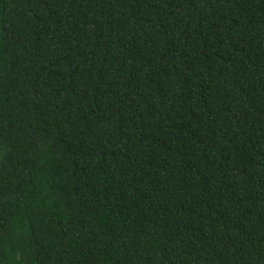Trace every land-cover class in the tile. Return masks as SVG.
<instances>
[{"label":"trees","instance_id":"trees-1","mask_svg":"<svg viewBox=\"0 0 264 264\" xmlns=\"http://www.w3.org/2000/svg\"><path fill=\"white\" fill-rule=\"evenodd\" d=\"M0 264H264V0H0Z\"/></svg>","mask_w":264,"mask_h":264}]
</instances>
